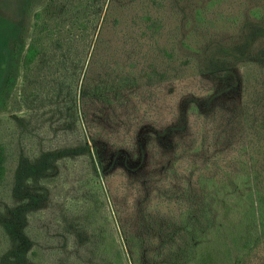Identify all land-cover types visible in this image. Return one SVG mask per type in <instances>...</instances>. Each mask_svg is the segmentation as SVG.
<instances>
[{
  "label": "trees",
  "instance_id": "obj_1",
  "mask_svg": "<svg viewBox=\"0 0 264 264\" xmlns=\"http://www.w3.org/2000/svg\"><path fill=\"white\" fill-rule=\"evenodd\" d=\"M16 2V15L4 3L0 14V114L8 112L21 78L42 84L44 69L53 94H71L84 108L90 101L105 107L101 123L84 109L76 126L79 147L66 150L83 160L87 190L79 216L59 227L63 239L55 242L53 264H243L264 242V0ZM187 76L222 87L233 78L241 101L219 102L223 88L212 85L180 112V126L161 133L151 128L146 142L130 146L139 149L143 163L148 152L164 154L165 143L179 139L165 156L162 176L152 173L146 185L130 186L139 200L134 231L123 221L113 184L117 174L134 173L131 150L124 148L130 138L116 144L107 137L105 124L116 119L123 125L110 109L142 89ZM189 114L198 117L192 127ZM50 151L23 156L12 169L0 136V184L25 175L36 180L39 165L57 170V152ZM24 240L27 246L2 255V264L12 257L18 264H45L33 257L38 254L31 239Z\"/></svg>",
  "mask_w": 264,
  "mask_h": 264
},
{
  "label": "rangeland",
  "instance_id": "obj_2",
  "mask_svg": "<svg viewBox=\"0 0 264 264\" xmlns=\"http://www.w3.org/2000/svg\"><path fill=\"white\" fill-rule=\"evenodd\" d=\"M42 1L35 0V4H42ZM2 3L8 6L9 15H16L18 11L16 0H0L1 15ZM94 29L95 27L91 31L94 35L93 40L97 36ZM172 29V27L168 28V30ZM112 34L116 37V34ZM165 38L168 40L167 34ZM71 64V60L67 61V69L71 68ZM72 72L74 69L69 71V73ZM236 74L238 77L241 75L239 70H236ZM42 75L47 79H44L42 84L39 82L24 84L21 78L11 99L8 112L0 114V136L1 141L3 139L10 150L12 169L18 168V165L22 163L20 158L23 156L38 158L41 153L48 152V150L57 152L58 169L47 171L46 166L41 169L42 165H39L40 175L38 176L40 177L36 180H32L35 177L25 175L14 177L9 186L0 184V264H2V255L17 254L27 246L28 243L24 237L31 239L33 244H30L31 250L38 254L33 256L35 259H40L45 264H53V253L56 251L55 242L57 239H63V233L60 234L59 227L62 230L65 220H73L74 216H79V211L85 205L84 194L87 190L83 160L77 155L72 156L66 153L68 152L66 150L79 147L81 138L76 126L85 108L92 116L97 114L100 123L101 118L106 117L101 113L105 107L100 103L90 101L89 105L84 108L81 99H75L71 94H53L50 87L52 79L48 78V71L44 69L41 71ZM212 85L223 88L225 96L219 98V102L240 103L239 87L236 86L233 78L222 87L214 79L187 76L173 84L159 85L150 91L142 89L132 99L129 97L125 105L110 109L112 114L120 116L119 121H123V125L118 124L116 119L112 124H105L109 132L107 137L113 138L111 142L116 139V144L122 142L123 139L130 138L129 144L124 148L129 147L131 150V155H128L131 160L129 165L134 173L126 175L122 172L123 169L119 168L118 172L126 176L120 177L117 174L113 179V184L115 189L120 190L116 193L115 200L121 207L123 221L131 224L133 230L136 229L134 225L137 223V216L135 218V214L132 215L133 205L138 204L139 200L135 190H131L130 186L132 185L133 189L137 184L146 185L152 173L158 172L162 176L164 167L168 165L165 156L171 154L172 146L178 143L179 139L173 142L169 140V144L165 143L164 146L169 145V147L166 151L163 150L164 154L158 153L156 157H153L148 152L143 163L139 149H132L130 146L146 142L151 128L161 133L169 125L180 126L177 121L180 112L188 109V104L195 94H207V91L213 88ZM149 94L150 101L147 97ZM212 94H215V89ZM197 119L198 117L194 114H189V125L192 127ZM113 134L114 136H111ZM115 153L116 149L110 148L107 151L111 158L116 156ZM123 159L120 158V166ZM171 182L176 185L173 179ZM124 191L128 194H124ZM126 195L131 196L128 207L125 203ZM108 214L111 216L110 220L113 221L112 212ZM10 221L13 223H8ZM10 259L11 261L6 259L3 264H18L16 257ZM243 264H264V242L244 259Z\"/></svg>",
  "mask_w": 264,
  "mask_h": 264
}]
</instances>
